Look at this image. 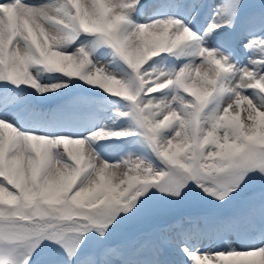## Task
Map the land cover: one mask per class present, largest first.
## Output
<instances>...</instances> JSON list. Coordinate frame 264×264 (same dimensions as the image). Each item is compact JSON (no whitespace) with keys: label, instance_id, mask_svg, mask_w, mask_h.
I'll list each match as a JSON object with an SVG mask.
<instances>
[{"label":"snow or ice","instance_id":"1","mask_svg":"<svg viewBox=\"0 0 264 264\" xmlns=\"http://www.w3.org/2000/svg\"><path fill=\"white\" fill-rule=\"evenodd\" d=\"M0 264H264V0H0Z\"/></svg>","mask_w":264,"mask_h":264}]
</instances>
